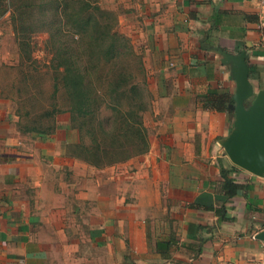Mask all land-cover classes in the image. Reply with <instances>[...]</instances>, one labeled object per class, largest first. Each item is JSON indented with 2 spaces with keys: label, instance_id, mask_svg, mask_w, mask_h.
Listing matches in <instances>:
<instances>
[{
  "label": "crops",
  "instance_id": "0c3cea01",
  "mask_svg": "<svg viewBox=\"0 0 264 264\" xmlns=\"http://www.w3.org/2000/svg\"><path fill=\"white\" fill-rule=\"evenodd\" d=\"M125 1L149 26L150 150L97 168L55 138L39 150L11 144L0 96V264H260L264 177L240 167L232 176L248 187L222 199L221 166L234 163L220 140L233 123L208 99L236 87L216 48L246 49L250 78L264 89V8L259 0ZM173 233L180 249L156 252Z\"/></svg>",
  "mask_w": 264,
  "mask_h": 264
},
{
  "label": "trees",
  "instance_id": "16d2710c",
  "mask_svg": "<svg viewBox=\"0 0 264 264\" xmlns=\"http://www.w3.org/2000/svg\"><path fill=\"white\" fill-rule=\"evenodd\" d=\"M9 7L13 8L11 17L22 64H32L29 33L34 27L48 33L47 42L54 52L49 70L51 93L46 96L42 84H34L30 97L36 100L28 105L38 107V113L24 130L52 135L58 130L57 116L67 111L71 127L79 132V141L67 145L68 156L103 168L146 154L150 140L143 114L153 94L142 54L117 30V15L103 8L100 0H0V10ZM231 97L221 94L208 100L217 110L234 115L229 107ZM239 169L235 164L221 166L223 200L248 187L232 176ZM223 209H215L220 217L225 216ZM166 239L157 244L156 252L166 255L180 249L174 244V233ZM193 246L187 249L194 254ZM201 251L200 245L196 254Z\"/></svg>",
  "mask_w": 264,
  "mask_h": 264
},
{
  "label": "rangeland",
  "instance_id": "374dc122",
  "mask_svg": "<svg viewBox=\"0 0 264 264\" xmlns=\"http://www.w3.org/2000/svg\"><path fill=\"white\" fill-rule=\"evenodd\" d=\"M100 4L103 8L109 9L117 15V30L122 36L128 39L138 54H142L149 89L151 87L155 88V85L150 84L149 78L153 75L155 76L156 73L152 74L151 68L149 70L144 53L147 44V35L149 34V26L146 24V19L140 15L139 10L130 7L131 3L129 5V1L100 0ZM12 11V7H9L5 11L0 10V96L6 99V107L10 116L7 118V121L10 123L8 131L6 132L10 139L8 142L11 144L17 142L19 144L22 141L26 146L39 147L41 142L46 145L53 144L54 142L52 141L55 138L56 144L62 146L63 152H66L67 145L69 144L68 141H65L66 139L70 142L79 141V132L74 127H71L69 112L65 111L57 116L58 130L53 134L55 136L51 135L46 138L39 134V136L34 137L33 135L36 133L26 132L23 128L27 124H33V119L38 113V107L34 108L33 106L32 108L28 105L36 100L30 97L32 95L30 92L34 91L35 88L34 84H42L46 96H49L51 93L50 75L52 72H49V70L50 66L54 64V52L50 50L49 43L47 42L49 37L48 33L38 32L34 27L33 31L29 33L32 45V57L30 60L32 64L29 61L28 63L30 64L24 66L13 28ZM130 15H137V19H131ZM36 68L40 71L38 72ZM154 98L153 94L152 99L149 100L148 109L153 108L155 104L153 102ZM26 99H30V101L28 102ZM28 111V115H24ZM230 117L233 123L234 115L231 114ZM39 149L41 148L39 147ZM151 221V225H156V219L152 218Z\"/></svg>",
  "mask_w": 264,
  "mask_h": 264
},
{
  "label": "water",
  "instance_id": "95a60500",
  "mask_svg": "<svg viewBox=\"0 0 264 264\" xmlns=\"http://www.w3.org/2000/svg\"><path fill=\"white\" fill-rule=\"evenodd\" d=\"M216 51L222 56L221 62L230 66L236 83L229 104L234 111L232 129L220 145L235 165L264 177V89L255 86L250 78L246 49L238 53L221 48ZM248 101L251 102L247 104ZM256 237L264 240V229Z\"/></svg>",
  "mask_w": 264,
  "mask_h": 264
},
{
  "label": "built area",
  "instance_id": "2783aa9c",
  "mask_svg": "<svg viewBox=\"0 0 264 264\" xmlns=\"http://www.w3.org/2000/svg\"><path fill=\"white\" fill-rule=\"evenodd\" d=\"M259 2H260V5L264 8V0H259ZM260 264H264V255H263V258Z\"/></svg>",
  "mask_w": 264,
  "mask_h": 264
}]
</instances>
